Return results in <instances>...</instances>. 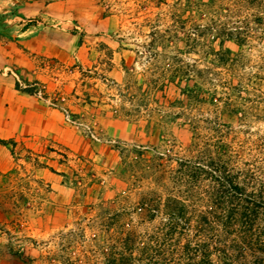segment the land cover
Here are the masks:
<instances>
[{
	"label": "rangeland",
	"instance_id": "obj_1",
	"mask_svg": "<svg viewBox=\"0 0 264 264\" xmlns=\"http://www.w3.org/2000/svg\"><path fill=\"white\" fill-rule=\"evenodd\" d=\"M69 2L80 44L12 68L54 129L0 154V264H99L161 220L140 201L207 215L220 178L264 194V0Z\"/></svg>",
	"mask_w": 264,
	"mask_h": 264
},
{
	"label": "trees",
	"instance_id": "obj_2",
	"mask_svg": "<svg viewBox=\"0 0 264 264\" xmlns=\"http://www.w3.org/2000/svg\"><path fill=\"white\" fill-rule=\"evenodd\" d=\"M36 85V80L14 82L16 90L45 99ZM220 179L226 194L213 195L214 208L207 215L176 196L140 201L138 209L147 219L156 215L161 220L143 234L121 224L99 251V264H264V194L246 195L236 182Z\"/></svg>",
	"mask_w": 264,
	"mask_h": 264
},
{
	"label": "crops",
	"instance_id": "obj_3",
	"mask_svg": "<svg viewBox=\"0 0 264 264\" xmlns=\"http://www.w3.org/2000/svg\"><path fill=\"white\" fill-rule=\"evenodd\" d=\"M69 1L0 0V139L10 138L14 143L18 136L54 129L53 112L34 95L15 89L12 68L39 55L64 59L80 44L79 35L66 32L65 23L74 10L87 13V9L70 6ZM5 145L0 143V154Z\"/></svg>",
	"mask_w": 264,
	"mask_h": 264
}]
</instances>
